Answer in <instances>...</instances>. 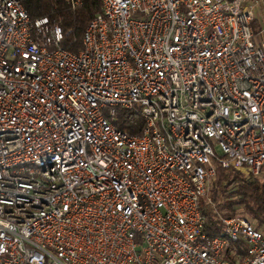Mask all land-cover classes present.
I'll return each instance as SVG.
<instances>
[{
    "label": "built area",
    "instance_id": "built-area-1",
    "mask_svg": "<svg viewBox=\"0 0 264 264\" xmlns=\"http://www.w3.org/2000/svg\"><path fill=\"white\" fill-rule=\"evenodd\" d=\"M102 4L73 52L0 0V264H264V232L209 238L200 208L218 166L264 168L258 0Z\"/></svg>",
    "mask_w": 264,
    "mask_h": 264
},
{
    "label": "trees",
    "instance_id": "trees-1",
    "mask_svg": "<svg viewBox=\"0 0 264 264\" xmlns=\"http://www.w3.org/2000/svg\"><path fill=\"white\" fill-rule=\"evenodd\" d=\"M32 21L48 17L60 24L65 32L64 48L79 52L83 35L90 23L103 12L102 0H82L73 8L70 0H19ZM255 34L264 27L256 18L252 22ZM116 127L132 135H142L146 126L141 108L117 110ZM205 217V232L209 238L222 234L221 218L243 217L264 232V168L258 175L217 167L207 196L200 201Z\"/></svg>",
    "mask_w": 264,
    "mask_h": 264
},
{
    "label": "rangeland",
    "instance_id": "rangeland-1",
    "mask_svg": "<svg viewBox=\"0 0 264 264\" xmlns=\"http://www.w3.org/2000/svg\"><path fill=\"white\" fill-rule=\"evenodd\" d=\"M254 15L260 24H264V0H258Z\"/></svg>",
    "mask_w": 264,
    "mask_h": 264
}]
</instances>
